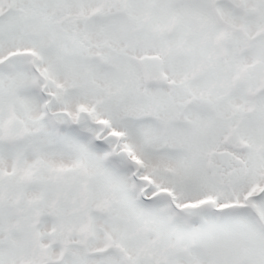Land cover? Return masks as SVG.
I'll list each match as a JSON object with an SVG mask.
<instances>
[{
	"label": "snow or ice",
	"instance_id": "6c2138e0",
	"mask_svg": "<svg viewBox=\"0 0 264 264\" xmlns=\"http://www.w3.org/2000/svg\"><path fill=\"white\" fill-rule=\"evenodd\" d=\"M0 264H264V0H0Z\"/></svg>",
	"mask_w": 264,
	"mask_h": 264
}]
</instances>
